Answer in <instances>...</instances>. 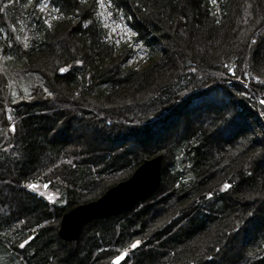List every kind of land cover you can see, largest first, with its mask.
<instances>
[{"label": "trees", "instance_id": "trees-1", "mask_svg": "<svg viewBox=\"0 0 264 264\" xmlns=\"http://www.w3.org/2000/svg\"><path fill=\"white\" fill-rule=\"evenodd\" d=\"M70 118L98 145L62 140ZM157 155L163 191L59 239L67 208ZM263 206L264 0H0L2 261L264 264Z\"/></svg>", "mask_w": 264, "mask_h": 264}, {"label": "water", "instance_id": "water-1", "mask_svg": "<svg viewBox=\"0 0 264 264\" xmlns=\"http://www.w3.org/2000/svg\"><path fill=\"white\" fill-rule=\"evenodd\" d=\"M62 72L60 70V73ZM10 130H13V126H10ZM161 167V155L145 159L129 178L106 190L96 200L67 208L61 214L58 223L59 239L67 243L75 242L80 236L81 229L91 221L130 213L139 203L150 199L160 186ZM31 185L36 187L32 188ZM41 187L40 183H32L27 188L30 193L47 195V191L41 190ZM222 189L224 191L229 189V184L224 183Z\"/></svg>", "mask_w": 264, "mask_h": 264}, {"label": "rangeland", "instance_id": "rangeland-1", "mask_svg": "<svg viewBox=\"0 0 264 264\" xmlns=\"http://www.w3.org/2000/svg\"><path fill=\"white\" fill-rule=\"evenodd\" d=\"M99 14L101 15V17H102V21L104 22V23H107L108 25H109V28L111 29L110 30V34H112V35H114L115 36V38L117 39V41H124L125 39H128L129 37H130V30L125 26V24H124V22L122 21V20H120V21H117V22H115V21H112V20H109V16H110V14L106 11V8H105V6H103V7H99ZM132 48V50L135 52V54H134V56L131 58V60L129 61V64H131V65H137L138 64V66L139 67H144L147 63L143 60V57H142V53L140 52V51H138V47L137 46H132L131 47ZM138 67V68H139ZM64 77V76H63ZM63 79V78H62ZM61 79V80H62ZM61 82V83H60ZM65 82L66 81H59V83H58V81H56V85L54 84V86L57 88V89H63L64 88V84H65ZM99 101H97L96 99L94 100V98L93 97H86L85 99H83L82 100V103H83V105H85V104H87V105H91V106H93V105H100V103H98ZM89 105V106H90ZM207 105V102H205V106ZM210 112L208 111L207 113H209L210 115L211 114H213L212 112V108L210 107ZM128 113H131L132 114V112H133V109H129L128 111H127ZM151 118H153V116L151 117ZM177 117H175V119H176ZM174 118H173V121L175 120ZM179 124V123H178ZM62 126V128H66V124H63V125H61ZM80 129H82V125H80V123L79 122H76V119H71L70 118V121H68V127H67V130H68V136H66V135H64V137L62 138V140L64 139V140H66L67 141V143L70 141L71 143H75V144H78V145H85L86 147H90V146H94V145H98V141H87L86 139H85V137L84 136H82V135H80V136H76L75 134H77V130H80ZM85 129V131H87V133H88V135H91V136H93L94 137V135L96 134L97 135V133H96V131H94V129L92 128V127H88V128H84ZM100 135V134H99ZM65 136H66V138H65ZM86 140V141H85ZM213 141H215V140H213ZM87 142V143H86ZM138 166V165H137ZM136 166V167H137ZM136 169V168H135ZM134 169V170H135ZM133 170V171H134ZM133 171L132 172H130V174H129V176H127V178H129L130 176H131V174L133 173ZM127 178H125L124 180H126ZM124 180H120V181H118L117 183H115L114 185H116V184H118L119 182H121V181H124ZM114 185H112V186H114ZM112 186H110V187H108L106 190H108L109 188H111ZM44 188L46 189V185L44 186ZM163 189H164V187H158V189H157V191L156 192H160V191H163ZM105 190V191H106ZM154 195H156V193L154 194ZM153 195V196H154ZM152 196V197H153ZM151 197V198H152ZM96 200V199H95ZM149 200V199H148ZM93 201V200H92ZM147 201V200H146ZM89 202V201H88ZM87 203V202H86ZM142 203V202H141ZM264 207V206H263ZM155 209H157V208H155ZM165 211V210H164ZM131 212H133V210L131 211ZM130 212V213H131ZM107 219V218H106ZM59 220H60V217H59ZM59 220H58V222H57V224H56V226H57V228H58V223H59ZM104 220V219H103ZM56 228V229H57ZM147 229V228H146ZM57 232V231H56ZM87 232V231H86ZM223 239H221L220 241H222ZM133 244H136V242L135 243H133ZM132 244V245H133ZM69 245H71V244H69ZM139 245V244H138ZM137 245V246H138ZM221 246V245H220ZM64 250H67V251H69V252H73V250H71L70 249V246H68L66 249H64ZM66 251V252H67ZM2 252H4L1 248H0V254L2 253ZM215 252H216V254H215V256L216 257H218L219 256V254H218V249L216 250L215 249ZM6 254H7V252H5ZM5 253H4V255H5ZM230 255V254H229ZM65 256H66V254H65ZM112 260V259H111ZM216 260L217 261H219L220 263H222V264H227L226 263V261L225 260H223V258L220 256V258H216ZM8 261L6 260V258H5V262H4V260L2 261V259L0 258V264H8L7 263Z\"/></svg>", "mask_w": 264, "mask_h": 264}, {"label": "snow or ice", "instance_id": "snow-or-ice-1", "mask_svg": "<svg viewBox=\"0 0 264 264\" xmlns=\"http://www.w3.org/2000/svg\"><path fill=\"white\" fill-rule=\"evenodd\" d=\"M61 71H64V69H61ZM32 188H35L36 185H31ZM139 244V241L136 242V244H133L132 247L135 248L137 245ZM23 247V245H21ZM125 258V255L122 254L120 256L117 257V259L114 261V264H119V262L121 260H123Z\"/></svg>", "mask_w": 264, "mask_h": 264}]
</instances>
